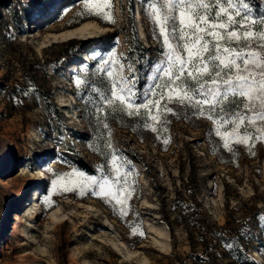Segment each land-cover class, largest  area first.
I'll return each instance as SVG.
<instances>
[{
  "label": "rangeland",
  "instance_id": "1",
  "mask_svg": "<svg viewBox=\"0 0 264 264\" xmlns=\"http://www.w3.org/2000/svg\"><path fill=\"white\" fill-rule=\"evenodd\" d=\"M82 11V0H0V264H264V142H254V155L243 145L230 152L213 121L184 111L159 133L132 128L126 116L105 120L108 129L89 121L78 79L92 81L115 54L144 84L161 53L141 0H112V21ZM88 21L103 31L52 38ZM132 30L148 48L142 71L128 54ZM99 137L131 170L127 215L52 183L83 171L80 160L101 176L109 165L95 153ZM229 242L247 246L251 259L230 254Z\"/></svg>",
  "mask_w": 264,
  "mask_h": 264
},
{
  "label": "snow or ice",
  "instance_id": "2",
  "mask_svg": "<svg viewBox=\"0 0 264 264\" xmlns=\"http://www.w3.org/2000/svg\"><path fill=\"white\" fill-rule=\"evenodd\" d=\"M141 3L154 25L161 55L150 61L143 88L132 64L115 54L103 61V91L92 88L97 94L98 123L108 129L104 121L110 116H126L159 133L167 130L169 115L179 118L184 111L185 118L191 113L213 121L223 148L231 152L235 145H243L254 155V142H264V4L260 0ZM82 4L79 15L113 20L109 14L112 0H82ZM104 146L113 152L101 176L73 168L52 183L63 192L90 193L114 201L124 216L126 201L134 191L127 179L131 170L125 167L127 162L121 163L111 140Z\"/></svg>",
  "mask_w": 264,
  "mask_h": 264
},
{
  "label": "trees",
  "instance_id": "3",
  "mask_svg": "<svg viewBox=\"0 0 264 264\" xmlns=\"http://www.w3.org/2000/svg\"><path fill=\"white\" fill-rule=\"evenodd\" d=\"M15 12L17 13V10H15ZM17 23L20 24L19 22H17ZM131 33H132V38H131V41L129 42V45H128V54H129V57L131 59L136 61V65H137L138 69L140 71H142V66H141L142 61H143V59L146 58L148 48L137 38L136 32L134 30H132ZM128 60H129V58H123L122 62L123 61L128 62ZM99 62H101V61H99ZM102 67H105V65L101 66V68ZM103 80H104L103 74L99 70V74L92 81L87 80L85 82L86 85L83 86V90H82L84 109L86 111V118L93 123H94V121H97L96 111H95V106H94L97 94L92 92V88H98L101 91H103ZM143 86H144V84L140 80V87L143 88ZM49 108H50V112L52 114V117L54 119L60 120L62 114L59 112L58 107L56 106V104L52 100H51V102H49ZM108 119L113 120L112 117L108 118ZM130 122H131L130 126L132 128L133 127L137 128L138 126H140L139 121H137L135 118H131ZM96 143L98 145V149L95 150V153L98 156H101L102 158H104V160H106V163H108V161L110 160L111 154L109 155L108 154L109 150H104V148H103L105 145L104 138L99 137ZM78 167L80 169H82L83 171L89 173V174L97 173V172L91 170L89 165L86 164L82 160H80V164L78 165ZM228 239H229V237H228ZM227 244L232 245V247H227V248L229 250V253L232 254L233 256L237 257L238 259L243 260L244 262H248L249 259H251V252L247 246H244L241 243H236V242H234V243L229 242V243H226V245Z\"/></svg>",
  "mask_w": 264,
  "mask_h": 264
},
{
  "label": "bare ground",
  "instance_id": "4",
  "mask_svg": "<svg viewBox=\"0 0 264 264\" xmlns=\"http://www.w3.org/2000/svg\"><path fill=\"white\" fill-rule=\"evenodd\" d=\"M139 12H140V9H139ZM138 17H140V13H138ZM101 31H103V27L101 25H99L95 21H88V22H84L83 24H81L80 26H78L76 28L67 29V30L62 31L60 33H55L52 35V38H54L55 40H58V41L70 40L73 38H82L85 36L96 35V34L100 33ZM75 68H76V66L72 67V69H75ZM39 213H41V209L37 205H35L33 207L32 217H38ZM60 213H61L60 209L53 210L50 214V219L53 222H58L60 220V218L58 217V215H60ZM105 222L111 223V221H109L108 218L105 220Z\"/></svg>",
  "mask_w": 264,
  "mask_h": 264
}]
</instances>
